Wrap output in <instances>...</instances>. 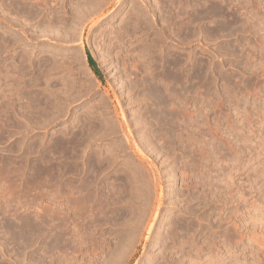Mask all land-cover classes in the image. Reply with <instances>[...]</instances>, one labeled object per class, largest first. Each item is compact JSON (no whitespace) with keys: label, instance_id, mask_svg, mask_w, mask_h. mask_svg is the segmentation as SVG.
<instances>
[{"label":"rangeland","instance_id":"1","mask_svg":"<svg viewBox=\"0 0 264 264\" xmlns=\"http://www.w3.org/2000/svg\"><path fill=\"white\" fill-rule=\"evenodd\" d=\"M0 264H264V0H0Z\"/></svg>","mask_w":264,"mask_h":264},{"label":"bare ground","instance_id":"2","mask_svg":"<svg viewBox=\"0 0 264 264\" xmlns=\"http://www.w3.org/2000/svg\"><path fill=\"white\" fill-rule=\"evenodd\" d=\"M226 25H227V23H226ZM42 70V69H41ZM176 70V69H175ZM46 71V70H45ZM43 72V71H42ZM175 73H177V72H175ZM171 76V75H170ZM175 77H176V75H175ZM178 77V76H177ZM167 78H168V76H167ZM166 80V79H165ZM158 87V86H157ZM159 88V87H158ZM152 90H154V88H152ZM151 90V91H152ZM173 90V89H172ZM157 93H161L160 92V90H158L157 89V91H156V94ZM166 94V93H165ZM172 94V93H171ZM42 95V94H41ZM153 95V94H152ZM151 95V96H152ZM156 96V95H155ZM157 96H158V94H157ZM163 97V96H162ZM154 98V97H153ZM161 98V97H160ZM46 99V98H45ZM44 99V100H45ZM48 99V98H47ZM163 99V98H162ZM157 101L159 102V99H157ZM166 101V100H165ZM163 102V101H162ZM168 102V101H167ZM45 105H46V103H45ZM45 108V107H44ZM47 109V108H46ZM49 109V108H48ZM42 114V113H41ZM170 115H171V113H170ZM170 115H168V116H170ZM44 116V115H43ZM46 117V116H45ZM44 117V118H45ZM172 117V116H171ZM44 121V120H43ZM92 124V123H91ZM82 126V125H81ZM104 127V126H103ZM83 128V127H82ZM90 128V127H89ZM103 130V129H102ZM112 130H113V128H112ZM75 131V130H74ZM76 132V131H75ZM96 132V131H95ZM94 132V133H95ZM101 132V131H100ZM72 133V132H71ZM77 134V133H76ZM72 135V134H71ZM75 135V134H74ZM98 135V134H97ZM80 136V135H79ZM92 136V135H91ZM101 136V135H100ZM63 137V136H62ZM76 135L75 136H69V137H66L67 139H69V140H72L73 141V139H76ZM83 137H84V135H83ZM61 138V137H60ZM64 138V137H63ZM80 138H81V136H80ZM58 140V139H57ZM68 140V141H69ZM65 142V141H64ZM77 142V141H76ZM87 142H89V141H87ZM66 143V142H65ZM63 144V143H62ZM81 145V144H80ZM70 146V145H69ZM68 146V147H69ZM75 146V145H74ZM42 148V147H41ZM80 149V148H79ZM79 149H77V150H79ZM56 151V150H55ZM53 153V152H52ZM69 153V152H68ZM75 154V153H74ZM52 155V154H51ZM60 155V154H59ZM64 156V155H63ZM70 156V155H69ZM54 160V159H53ZM70 160V159H69ZM85 160V159H84ZM8 162V161H7ZM4 164V163H3ZM52 164V163H51ZM54 164V163H53ZM37 167V166H36ZM63 167V166H62ZM7 168V167H6ZM33 168V167H32ZM75 168V167H74ZM61 169V168H60ZM59 169V170H60ZM71 169V168H70ZM78 170V169H77ZM6 172V171H5ZM30 172H32V171H30ZM76 172V171H75ZM44 173V172H43ZM34 174V173H33ZM40 175V174H39ZM52 179V178H51ZM77 179V178H76ZM72 181V180H71ZM30 182V181H29ZM34 182V181H33ZM58 182V181H57ZM56 186H57V184H56ZM72 188V187H71ZM77 188V187H76ZM83 190H85V189H83ZM84 195H85V193H84ZM18 201H19V199H18ZM20 201H21V199H20ZM24 201V200H23ZM10 202V201H9ZM23 205H24V203H23ZM30 205V204H29ZM16 211V210H15ZM16 213V212H15ZM9 219V218H8ZM4 221V220H3ZM20 221H21V219H20ZM30 222V221H29ZM5 223V222H4ZM32 223V222H31ZM11 225V224H10ZM15 225V224H14ZM5 226H6V223H5ZM2 227V226H1ZM11 227V226H10ZM36 227V226H35ZM3 229H4V226H3ZM10 229V228H9ZM6 230H7V228H6ZM1 231H2V229H1ZM11 231V230H10ZM5 234H6V232H5ZM11 235H12V233H10ZM23 235V234H22ZM61 235V234H60ZM13 236V235H12ZM34 236H36L35 234H34ZM21 237V236H20ZM14 240V239H13ZM16 240V239H15ZM57 240H58V238H57ZM52 241V240H51ZM4 243V242H3ZM48 243V242H47ZM53 243H54V241H53ZM57 243V242H56ZM5 244V243H4ZM51 244V243H50ZM53 245V244H52ZM24 246V245H23ZM57 246V245H56ZM51 248V247H50ZM48 252V251H47ZM38 257V256H37ZM41 261V260H40Z\"/></svg>","mask_w":264,"mask_h":264}]
</instances>
